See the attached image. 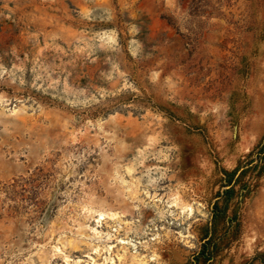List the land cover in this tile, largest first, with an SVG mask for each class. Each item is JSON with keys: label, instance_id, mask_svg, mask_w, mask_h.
Masks as SVG:
<instances>
[{"label": "rangeland", "instance_id": "374dc122", "mask_svg": "<svg viewBox=\"0 0 264 264\" xmlns=\"http://www.w3.org/2000/svg\"><path fill=\"white\" fill-rule=\"evenodd\" d=\"M0 264H264V0H0Z\"/></svg>", "mask_w": 264, "mask_h": 264}]
</instances>
